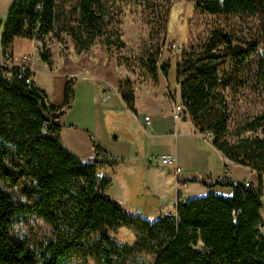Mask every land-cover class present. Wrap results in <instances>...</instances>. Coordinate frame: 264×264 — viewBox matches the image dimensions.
<instances>
[{
	"label": "trees",
	"instance_id": "16d2710c",
	"mask_svg": "<svg viewBox=\"0 0 264 264\" xmlns=\"http://www.w3.org/2000/svg\"><path fill=\"white\" fill-rule=\"evenodd\" d=\"M13 0L0 22L1 51L9 50L16 37L41 41V60L51 66L44 37H70L77 52L100 41L109 55L124 46L117 12L105 0ZM194 8L210 15L263 17L264 0H192ZM38 6V7H36ZM235 40L246 47L234 54ZM258 39H243L217 28L197 49L182 53L176 64L179 100L185 114L200 133L212 135L213 146L233 163L257 174L254 183L229 179L208 183L231 188L229 195L212 190L176 204L177 219L159 216L149 221L125 213L104 194L110 179L100 175L103 166L118 161L93 144V154L82 159L63 143L60 118L72 99V83L64 88L63 102L54 106L42 90L27 85L12 68L6 76L0 68V264H62L78 250L100 264H264V106L229 128L227 93L250 88L264 93V49ZM260 50L254 71L249 54ZM148 52L142 67L151 78L167 75L168 63L157 66ZM126 107L133 111V86L126 78L117 85ZM248 89V90H250ZM11 156V160H10ZM12 161V162H11ZM11 165V166H10ZM23 178L29 201H17L6 189ZM35 217L50 226L52 237L32 242L12 233L21 217ZM124 227L131 244H119L111 235ZM92 237V238H91ZM200 243V247L198 244Z\"/></svg>",
	"mask_w": 264,
	"mask_h": 264
},
{
	"label": "rangeland",
	"instance_id": "374dc122",
	"mask_svg": "<svg viewBox=\"0 0 264 264\" xmlns=\"http://www.w3.org/2000/svg\"><path fill=\"white\" fill-rule=\"evenodd\" d=\"M73 1L70 0L69 2L72 3ZM105 2L109 9L111 8L117 12L120 38L124 43L122 48L112 51L113 55L107 53L106 47L100 41H96L86 51L77 52L72 40L64 32L60 33V39L52 34L46 35L43 39L48 50V59L55 69L65 70L77 74L78 77L93 80V82L86 81L90 83L88 84L90 90L84 95V100L79 101L77 99L76 105L72 106L73 99H71L72 104L65 108L60 118L63 125L81 124L90 126L93 121L91 114L99 108L104 125L114 126L111 130L112 136L118 135L120 140L125 141L128 139L133 144L139 143L141 145L143 140L141 133L144 135L145 133L134 123L130 110L125 104L121 103V106L112 108V111H109L104 106L105 102L101 100V97L94 93L96 83L101 84L102 93H106L112 91V87L116 88L118 83L126 78L131 80L132 86L133 83L155 80V78L149 77L142 67L146 54L151 52L155 54L156 58L158 57L157 66L160 67L166 62L168 63V71L164 81L166 79L168 83L173 84L176 64L180 62L182 53L190 49H197L206 41L210 32L217 28L227 29L235 36L243 39H258L261 44L259 49H261V46L264 49V31L260 29L263 17L258 13L253 15H210L195 9L192 0H105ZM35 41L33 40L32 43L31 54H33ZM237 42L246 47L243 42L234 41V43ZM261 58L262 53L260 50L256 49L249 54L247 64L251 71L255 70ZM38 64V66H43L41 62ZM161 73L158 72V75ZM38 76L44 78L43 74H38ZM162 83L164 82L162 81ZM248 89L237 88L236 91L230 90L227 93V102L230 109V130L238 122H242L244 118L255 114L264 106V93ZM161 90L164 92V87H161ZM73 91L72 89V94ZM139 157L141 158L140 155ZM98 173L103 174V169H99ZM119 174L123 177V168L115 173L116 179L108 188L107 195L119 192L120 184L117 178ZM142 176L137 174L136 177L131 178L129 185L126 183V198L129 202L135 198L136 193L140 194L141 199L144 197L142 194L147 188L145 182L142 181ZM6 189L17 201L30 200L23 178H19L15 184L7 185ZM204 189L208 190L209 188L204 186ZM202 193H199V195H203ZM262 228L263 232L264 224ZM12 233L16 237L29 242L52 237L50 226L47 223L41 219L26 216L19 218L14 223ZM110 235L119 244L132 243V233L124 227L111 232ZM62 264L100 263L95 258L82 254V250H78L72 256L66 258Z\"/></svg>",
	"mask_w": 264,
	"mask_h": 264
},
{
	"label": "crops",
	"instance_id": "0c3cea01",
	"mask_svg": "<svg viewBox=\"0 0 264 264\" xmlns=\"http://www.w3.org/2000/svg\"><path fill=\"white\" fill-rule=\"evenodd\" d=\"M12 1L0 0V22H3ZM1 28L0 25V37ZM33 40L16 37L11 44L10 51L13 54L16 53L17 56L29 54L33 48ZM40 62L43 66H38ZM25 63L31 65L34 71L33 81L35 86L42 90L47 101L56 107L63 102L64 88L68 82L67 78L72 79L71 83L74 90L72 106L76 105L77 99L79 101L84 100V95L90 90L88 85L90 83L86 81L93 82L89 78L78 77L77 74L55 69L54 66L47 65L40 58H30ZM38 74H43L44 78H39ZM164 78L165 76L161 73L156 76L155 80L133 83V111L129 112L134 123L145 133L144 135L140 132L143 139L141 145L139 143L133 144L128 139L125 141L120 140L118 135L112 136L111 130L114 126L104 125L99 108L91 114L93 116L92 125L68 124L62 125L61 128L64 145L76 156L82 159L90 157L93 154L92 145L96 144L118 161L112 167L103 166L100 168L103 169V174L99 173L100 175L110 177V184L104 189V194L112 199L125 213L139 215L149 221L161 216L163 208L166 206L172 207L176 200L177 177L171 166L159 162L158 156L162 154H172L176 157V163L182 167L181 176H178L179 181L198 177L208 183L222 179H229L233 182L254 183L257 178L254 170L226 159L213 146L212 141L206 139L205 133H200L197 130L190 118L187 116L182 119L172 118L170 97L179 100V84L176 77H174L173 84L168 83L166 79L164 81ZM161 87H164V92ZM94 93H97L100 97L102 96L101 84L96 83ZM103 102H105L104 106L109 111H112V108L121 106V103L125 104L117 89L113 87L110 91V98ZM145 115L149 116L148 125H145L143 121ZM142 159H144L143 162H141ZM122 168L123 177L121 174L117 176L120 184L119 192L107 195L108 188L116 179L115 173ZM137 174L139 176L143 175L142 181L145 182L147 190H145V194L141 192L144 196L142 199L140 194L136 193L135 198L129 202L126 198L127 187L125 185L126 183L129 185L131 178L136 177ZM185 182L187 183L185 187H181L179 184L178 186L186 198L200 196L199 193L201 192L204 195L210 190L225 195H229L231 192V188L227 185L217 184L213 188L206 186L209 188L207 190L204 189L205 185L201 181ZM262 195H264V175L262 176ZM262 205L264 217V201ZM198 247H200V243Z\"/></svg>",
	"mask_w": 264,
	"mask_h": 264
},
{
	"label": "built area",
	"instance_id": "2783aa9c",
	"mask_svg": "<svg viewBox=\"0 0 264 264\" xmlns=\"http://www.w3.org/2000/svg\"><path fill=\"white\" fill-rule=\"evenodd\" d=\"M38 7V6H36ZM36 40V39H35ZM35 47L33 50V54H23L21 56H17L13 54L9 50L1 51L0 53V68L6 69L5 72L6 76H10V71L12 68H16L15 76L17 78L23 79L24 82L27 85H30L31 83L35 86L33 81V74L34 71L31 67V65H27L25 62L29 60L30 58H40V55L42 53V43L39 40L35 41ZM71 78H67V81H71ZM110 98V92L103 93L101 96L102 101H107ZM170 108H171V116L173 119H182L184 116H186L184 111V106L180 102V100H176L174 98L170 97ZM143 121L145 125L149 124V116L145 115L143 116ZM205 137L207 140L212 141V135L210 133H205ZM158 160L163 165L171 166L173 173L177 177L176 187H175V193H176V200L172 207H164L161 213V216L168 217L171 221H176L177 219V211H176V204L180 203L183 204L187 198L185 197V194L180 191V187H185L186 182L185 181H179L178 176H181L182 173V167H180L176 163V157L172 154H162L158 156ZM260 200L264 201V195H261Z\"/></svg>",
	"mask_w": 264,
	"mask_h": 264
},
{
	"label": "water",
	"instance_id": "95a60500",
	"mask_svg": "<svg viewBox=\"0 0 264 264\" xmlns=\"http://www.w3.org/2000/svg\"><path fill=\"white\" fill-rule=\"evenodd\" d=\"M233 52L234 54H242L245 51V46L241 43H234L233 44Z\"/></svg>",
	"mask_w": 264,
	"mask_h": 264
}]
</instances>
